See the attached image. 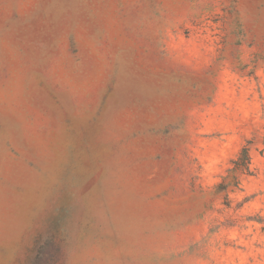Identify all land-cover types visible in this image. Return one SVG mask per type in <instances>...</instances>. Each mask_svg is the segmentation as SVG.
Masks as SVG:
<instances>
[{
    "label": "rangeland",
    "instance_id": "1",
    "mask_svg": "<svg viewBox=\"0 0 264 264\" xmlns=\"http://www.w3.org/2000/svg\"><path fill=\"white\" fill-rule=\"evenodd\" d=\"M0 264H264V0H0Z\"/></svg>",
    "mask_w": 264,
    "mask_h": 264
},
{
    "label": "trees",
    "instance_id": "2",
    "mask_svg": "<svg viewBox=\"0 0 264 264\" xmlns=\"http://www.w3.org/2000/svg\"><path fill=\"white\" fill-rule=\"evenodd\" d=\"M250 153L249 148L244 147L240 153L239 158L235 161L236 169L242 170V169H248V165L250 163Z\"/></svg>",
    "mask_w": 264,
    "mask_h": 264
}]
</instances>
